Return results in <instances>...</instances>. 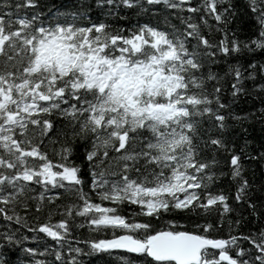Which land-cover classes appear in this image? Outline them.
<instances>
[{"label":"snow or ice","instance_id":"obj_1","mask_svg":"<svg viewBox=\"0 0 264 264\" xmlns=\"http://www.w3.org/2000/svg\"><path fill=\"white\" fill-rule=\"evenodd\" d=\"M186 3L0 0V217L17 226L0 232V264H48L23 246L21 229L56 242L51 264H264V180L245 175L250 161L264 176V96L253 97L256 111L233 110L242 95L264 93L255 84L264 60L241 62L264 51V0H244L241 11L255 21L244 40L238 27L229 31L235 0H202L187 12L207 15L199 23L181 16L180 26L156 11ZM118 9L136 10V19ZM149 12L156 23L141 22ZM208 18L219 25L215 43L201 31L213 27ZM221 63L222 72L212 70ZM246 80L254 89L246 91ZM252 120L262 133L255 154L245 124ZM233 126L245 136L239 149L223 135ZM225 177L258 230L239 231V211L214 190ZM62 196L68 202L57 204ZM125 204L133 208L127 215ZM72 227H87L89 238L77 241L84 248L65 247Z\"/></svg>","mask_w":264,"mask_h":264},{"label":"trees","instance_id":"obj_2","mask_svg":"<svg viewBox=\"0 0 264 264\" xmlns=\"http://www.w3.org/2000/svg\"><path fill=\"white\" fill-rule=\"evenodd\" d=\"M42 2H43V0H42ZM68 2H69V0H47V4L49 6H54L57 8H63V6H65ZM93 2H94V0H93ZM235 2L237 5V9H236L237 19H236V21H234L230 25L229 31L231 32V30L233 28L238 27L239 31L237 34V38L244 40L246 37H250V34H254L253 25L255 24V21L252 20L249 16H246L244 14V11H241V9L244 8V0H235ZM201 3H202V0H187V3L182 6L184 9L183 11H180V10H176V11L164 10L163 6L157 7L156 11L159 13L160 17L168 15L171 19V22L177 26H180L179 17H181V16L184 17L185 19H187L191 15L192 22L199 23L200 15L204 14L202 12V9L200 12L190 14L187 12V8L188 7L195 8V7H197V5H201ZM105 7H107V6L105 5ZM117 11L119 12V15L126 16L128 18V22H131V21L136 19V16H135L136 10L124 11L123 9H118ZM93 15L94 16L99 15V12L98 11L94 12ZM204 15H207V14H204ZM140 19H141V22H145L149 19H152L151 12H149V15L143 16ZM152 23H156V19H152ZM208 24L212 25L213 27L211 28V30H209V28L201 25L202 34H204L205 37L210 42L215 43L220 39V34L216 31V28L219 27V25H216V22L211 18H208ZM237 58L241 59L240 57H237ZM251 59H254L257 63H259L261 60H264V51L257 49L255 51L254 55L245 53L243 58L241 59V62L244 63L245 67H246L247 63L251 62ZM224 68H225V65L223 63H221L217 66H213L212 70L222 72L224 70ZM245 75H247V73H245ZM255 84H264V80L260 79L259 74H257L255 77ZM229 85H230V81H225V83L221 86V95L223 96L225 103H227V99H228L227 91H228ZM243 86L246 89V91H250V90L254 89V87H255L253 82L250 80H246L244 82ZM256 96H264V93H259L257 91H250V94L242 95L240 100L233 105V110H234L235 114L242 115L245 112H252V111L258 110L261 107V104L259 103L258 100L253 98ZM257 115H259L258 111H257ZM229 124L231 125L232 122L229 121ZM245 124H246L247 129H248L247 138L252 142L248 151L255 154V151H253V150L257 149L258 145L262 142L261 126L258 122L254 121V120L246 121ZM204 128L205 129L207 128V124L204 125ZM223 135L228 140H234L237 149H239L240 143H242L244 138H245L244 134L241 131V128L235 127V126L230 127L228 130L225 131V133ZM42 150H46V149L42 148ZM202 155L211 156V152L202 153ZM49 156L54 159V156L51 152H49ZM218 158L223 160V156H220ZM245 165L247 168L245 175L247 176L250 183H255L258 185L262 180H264V176L260 175V168L258 165L254 164L250 161H246ZM230 188H231V182L225 177V178H222L220 180V182L216 186V189H214V190L223 189L224 194L229 196L228 202H229L230 206L236 208L239 211V214H240L239 218L241 219V226L239 228V231L245 232V231L258 230V228L260 227V223L259 222L253 223L251 213L246 208V206H237L234 204V202L231 199ZM257 197H259V193H257ZM66 202H68L67 197L62 196L61 200H58L56 203L62 204V203H66ZM132 210H133V208H131L130 206L125 204V206L123 208V214L127 215V213L132 211ZM46 212H47V206H45V213L41 214V216H40V222H43L44 215L46 214ZM245 217H247V220L244 219ZM215 218L218 219V216H216ZM28 219H29L30 224L35 223V217L32 213H29ZM59 219H61V217L57 214V215L52 217V222H55L56 220H59ZM177 219H179V217H177ZM229 219H231L234 222L237 219L236 212H233V213L226 215L225 220H224V230H222V231L227 230ZM261 220H264V216L261 217ZM77 222L83 223V220L81 219V220H78ZM6 225L9 229H11L13 231L17 227L14 223L5 222L3 217H0V232L5 231ZM21 234L28 236V239L23 241V246L33 247V248L37 249L38 254L34 257V259L44 260V261L48 262V264H51V262H53L55 260L54 255L48 254L49 252H51V249L53 247H58V245L56 244L55 241L51 240V238L43 237V234H38L39 238L34 240L32 238V234L28 233L25 229H21ZM89 236H90V234H89L87 227H82L79 229L72 227L69 231V235L67 236L65 247H67L68 245H74L76 247L84 248L85 246L82 243H77V241H84L85 239L89 238ZM96 238H108V237L96 236ZM245 247H247L246 244H245ZM45 248H48V252H44ZM41 252H44V254L40 255L39 253H41ZM17 255H19L18 252H17ZM67 259H68V254H67V252H64V260L66 261ZM86 264H101V262L94 259V258H87ZM110 264H119V261L111 260Z\"/></svg>","mask_w":264,"mask_h":264}]
</instances>
